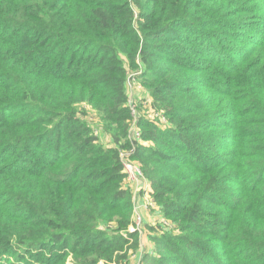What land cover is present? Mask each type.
Returning <instances> with one entry per match:
<instances>
[{
  "label": "trees",
  "instance_id": "trees-1",
  "mask_svg": "<svg viewBox=\"0 0 264 264\" xmlns=\"http://www.w3.org/2000/svg\"><path fill=\"white\" fill-rule=\"evenodd\" d=\"M140 60L155 146L129 136ZM133 145L173 223L142 263L264 264V0H0V264H128Z\"/></svg>",
  "mask_w": 264,
  "mask_h": 264
},
{
  "label": "rangeland",
  "instance_id": "rangeland-1",
  "mask_svg": "<svg viewBox=\"0 0 264 264\" xmlns=\"http://www.w3.org/2000/svg\"><path fill=\"white\" fill-rule=\"evenodd\" d=\"M190 34V38H192L191 33ZM255 36L258 38H261V34L254 32ZM176 43L179 44H184L181 41H176ZM189 44H194L193 41L191 40L189 42ZM237 44V43H235ZM244 46H247L248 44L243 43ZM125 58V57H124ZM234 58V56H233ZM127 59L125 58V63H127ZM148 78V74L146 71V66L145 64L142 62V60L139 61V64L136 66H132L129 67V74H128V81L129 79L134 81L135 83L132 86H128L127 85V90L129 93V99L132 98L133 101L137 104L138 106V111L140 115L145 114L146 116H157V112H159L161 115H164V112L162 110H157L155 108H151V105H149V102L152 99V96L150 95V91L149 88L146 87L145 83L147 81ZM146 80V81H145ZM127 81V82H128ZM147 84V83H146ZM147 97L149 99H147ZM129 102V101H128ZM80 109H85L86 110V114H85V119L86 121L95 128V131L98 132V135H100L101 140L103 141V143L108 145H112L114 146L115 143L112 139V136L110 135V132L107 131L104 128V122L102 120V114H100L97 109L95 107H93V105L89 104V103H83L80 104ZM155 120H157L156 118H154ZM169 123V122H168ZM165 126H169L167 123H164ZM143 141V140H142ZM146 145H153L155 146L156 143L152 142V141H143ZM142 142V143H143ZM168 150V149H166ZM175 153L178 152H182L179 150H174ZM149 188V185H148ZM135 192V187H133V194ZM147 199L149 198V200H151L152 202L149 204L148 208L145 205H141L139 204V207L137 209V211L140 213L143 222H146L145 225V229H142V239H141V243H142V248H139L138 250L131 252L130 256L127 260L128 264H131L132 262V256H135V258H133V261H135L134 263H137L138 260L139 263L138 264H149L148 261L142 263V255L143 257L147 254V253H152L155 250V244L154 242L151 240L153 233L156 232L157 228L161 225V224H169V226H173V223H170L166 218H164V214L161 211L159 205L157 203H155L152 200L151 195L149 196L148 194H146V192H142L140 194V199ZM136 214V212H134ZM135 220L136 217L134 216ZM132 226V225H131ZM129 226V229L130 227ZM169 228V227H168ZM19 250V249H18ZM20 252V250H19ZM221 255L224 254V251H220ZM227 259V257H226ZM4 262H9L11 261V259H9V257L6 260V257H4ZM35 260V258L32 257H28L26 256V260H24L22 263L20 264H25L26 262H33ZM226 261V260H224ZM101 264H104V261H100ZM65 264H76L75 259L73 258V256H69V258L67 259Z\"/></svg>",
  "mask_w": 264,
  "mask_h": 264
},
{
  "label": "built area",
  "instance_id": "built-area-1",
  "mask_svg": "<svg viewBox=\"0 0 264 264\" xmlns=\"http://www.w3.org/2000/svg\"><path fill=\"white\" fill-rule=\"evenodd\" d=\"M135 80L132 81L129 79L127 82L128 86H132L135 83ZM128 105L131 109V115H132V121L131 125L129 128V136L131 139L136 140V141H142V131L141 128L139 127V118L140 114L138 111V106L137 104L133 101L132 98L129 99ZM157 116H151L152 118H156L157 120L160 121V123H168V119L166 116L161 115L159 112L156 114ZM120 157L123 163V168L126 173V180L129 184L130 187H135V192H134V202H135V207H134V212H136L135 217H136V225H132L130 227V231H141L143 219L140 215V213L137 211L139 204H140V194L142 192H146L149 188L148 185L150 186L149 181L147 180L144 170L142 168L141 163L134 157V153L136 151V145H133L131 148H125L120 150ZM148 194V193H146ZM149 195V194H148ZM150 196V195H149ZM152 201L149 200V198L142 199L141 205H145L148 207V205Z\"/></svg>",
  "mask_w": 264,
  "mask_h": 264
},
{
  "label": "crops",
  "instance_id": "crops-1",
  "mask_svg": "<svg viewBox=\"0 0 264 264\" xmlns=\"http://www.w3.org/2000/svg\"><path fill=\"white\" fill-rule=\"evenodd\" d=\"M147 99H149L148 97H147ZM108 144V143H107ZM142 203V199H140V204ZM142 248V247H141ZM133 258H135V256H132V262H131V264H138L139 263V261L140 260H138V262L137 263H134L135 261H133ZM143 259V255H142V258H141V260Z\"/></svg>",
  "mask_w": 264,
  "mask_h": 264
}]
</instances>
